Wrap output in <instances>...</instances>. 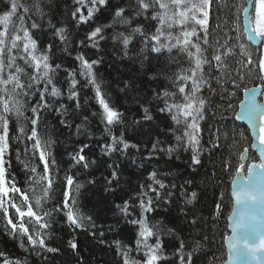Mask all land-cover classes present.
<instances>
[{
    "label": "snow or ice",
    "instance_id": "6c2138e0",
    "mask_svg": "<svg viewBox=\"0 0 264 264\" xmlns=\"http://www.w3.org/2000/svg\"><path fill=\"white\" fill-rule=\"evenodd\" d=\"M109 49L138 66L117 81L131 106L113 101L98 71ZM249 78L260 83L248 88ZM240 91L235 117L250 145L224 123ZM258 95L264 0H0V236L22 250H0V264H85L81 234L114 250V264H264ZM64 129L87 142L59 153ZM121 159L135 185L121 182ZM174 159L179 174L161 170ZM95 186L114 197L115 223L86 210Z\"/></svg>",
    "mask_w": 264,
    "mask_h": 264
},
{
    "label": "trees",
    "instance_id": "16d2710c",
    "mask_svg": "<svg viewBox=\"0 0 264 264\" xmlns=\"http://www.w3.org/2000/svg\"><path fill=\"white\" fill-rule=\"evenodd\" d=\"M106 15V14H105ZM103 20V17H101ZM103 22H107V20H103ZM246 42V41H245ZM101 46L104 47V42L101 41ZM252 47V46H251ZM254 51L255 49L252 48ZM92 55V58H97L95 55V50H92L90 53ZM101 55L104 56V62L102 65L99 66L98 71L102 75L103 79L106 81V83L109 85V90L112 93V99L113 101L118 105H125V106H131L128 102V100L125 99L124 94L120 93L117 88V81L121 79H126L127 76L134 72L135 68L138 67L137 65H131L129 61L124 60L122 61L118 55H113L112 51L106 50L105 52L101 53ZM59 62V61H57ZM67 63H71V60L68 59ZM146 80V78H145ZM260 81L258 79L253 80L252 78H249L245 82V86L249 87L252 85L259 84ZM142 89H150L155 87L153 84L144 83L142 86ZM242 92H238V95L236 98L233 99V108L234 111H229L226 115L224 123L228 126V128L231 130L235 128L238 132L244 131L246 136L248 137V144L250 145L251 138L248 129L246 126L235 119V112L238 107V103L241 100ZM93 108H96V105L93 104ZM121 111H123V108H121ZM131 113H129V116ZM160 116V126H164V119L162 114H158ZM51 120V117H50ZM79 123V120L76 121ZM96 127V122L93 121V128ZM63 136H60L59 139L61 140V143L59 144L57 151L59 153H64V145L67 144H73L77 142H87L86 140H82L81 138H78L76 136H72L71 139H68V130H63ZM97 137H99V133L97 132ZM100 143H103V140L99 141ZM93 147L95 149L94 154L92 155L93 159H99L100 153L99 149L95 147L97 141L94 139L92 141ZM244 141H241V145H244ZM71 150V149H69ZM238 155V154H237ZM249 155L256 157V155L249 150ZM105 160H107L108 163H111L112 161L109 160L107 157H104ZM167 159V158H165ZM250 161V160H249ZM123 166V174L121 176V182L124 183L126 181H130L132 185H135V183L138 180V174L134 167H130V161L129 160H123L121 159L119 161ZM238 161H234V165ZM184 168V165L180 160H173L170 165H162L161 170L162 171H173L175 170L177 174H179L180 171H182ZM104 169L101 168L100 171H103ZM149 170H151V166H149ZM97 176H99V172L95 173ZM107 175V173H105ZM87 177H82V179H86ZM171 179V177H169ZM227 180V177L225 178ZM114 199V197L110 193H106L103 190V187L95 186V187H88L85 191L84 197H82V202L86 206V210H95L99 212V215L101 217L100 220H98V223H104V224H112L115 223V221L112 218V212L108 210L110 202ZM119 202V201H117ZM191 207V206H189ZM177 213V209H172V216H175ZM67 232V229H64L63 232H60L58 229V235H64ZM67 237L65 236V239ZM116 238H127V229H125L121 234L120 237H117L113 234L106 235L105 239L112 240ZM165 244L168 245V251H171V242L169 239H165ZM79 245L81 254L84 258L85 264H114V250L110 251L107 246H101L99 245L95 240L91 239L90 237L81 234L79 236ZM0 250L6 251L12 255L20 256L22 254V250L18 249L16 244L8 237L0 236ZM60 264H64L63 258L61 259ZM67 264H75V260L72 259V257L69 255L67 256Z\"/></svg>",
    "mask_w": 264,
    "mask_h": 264
},
{
    "label": "water",
    "instance_id": "95a60500",
    "mask_svg": "<svg viewBox=\"0 0 264 264\" xmlns=\"http://www.w3.org/2000/svg\"><path fill=\"white\" fill-rule=\"evenodd\" d=\"M242 21H243V17H242ZM252 45L255 46V47L258 46L257 44H252ZM255 86H256V85H255ZM251 87H254V86H250V87H248V88H251ZM258 91H259V89H258ZM259 97H260V96L258 95V96H257V100H258V101H259ZM243 99H246L244 93H242V99H241V100H243ZM261 99H264V97H261ZM239 108H240V102L238 103V108H237L236 111H239ZM235 119H236V117H235ZM236 120H237L238 122L243 123V124L248 128V130H249V134H250V137H251V140H252L253 133H252V130L248 127L247 122L244 121V120H238V119H236ZM250 150L253 151V152H255L256 156L258 157V153L256 152V149H255V148L250 147ZM245 162H247V160H246ZM229 231H230V230H229Z\"/></svg>",
    "mask_w": 264,
    "mask_h": 264
},
{
    "label": "rangeland",
    "instance_id": "374dc122",
    "mask_svg": "<svg viewBox=\"0 0 264 264\" xmlns=\"http://www.w3.org/2000/svg\"><path fill=\"white\" fill-rule=\"evenodd\" d=\"M253 48V47H252ZM254 49H256V48H254Z\"/></svg>",
    "mask_w": 264,
    "mask_h": 264
}]
</instances>
